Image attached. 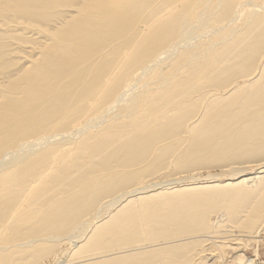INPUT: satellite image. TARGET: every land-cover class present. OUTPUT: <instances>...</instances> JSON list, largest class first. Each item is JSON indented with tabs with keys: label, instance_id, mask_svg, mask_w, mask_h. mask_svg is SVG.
Returning <instances> with one entry per match:
<instances>
[{
	"label": "bare ground",
	"instance_id": "bare-ground-1",
	"mask_svg": "<svg viewBox=\"0 0 264 264\" xmlns=\"http://www.w3.org/2000/svg\"><path fill=\"white\" fill-rule=\"evenodd\" d=\"M232 228L264 230V0H0V264H214Z\"/></svg>",
	"mask_w": 264,
	"mask_h": 264
},
{
	"label": "rangeland",
	"instance_id": "rangeland-1",
	"mask_svg": "<svg viewBox=\"0 0 264 264\" xmlns=\"http://www.w3.org/2000/svg\"><path fill=\"white\" fill-rule=\"evenodd\" d=\"M212 32H213L212 30L211 31L209 30L206 33H204L205 35L204 34L199 35L198 36L199 38L195 36L197 39L194 37L188 43V46H192L198 43L199 41L209 38ZM201 36H203L202 40L200 38ZM204 36L206 37L204 38ZM135 89H137L138 91L140 90L139 88H136V87ZM137 90L135 91L133 90L131 92H133V94H136L138 92ZM256 167L258 166L257 164L255 165V163L248 164L247 171L254 169ZM235 169L236 168L230 169V167H226L225 169L224 166H220V165H215V166H211L208 168H200L196 170V173H194L195 171H193V172L186 173V175L184 173L180 174L178 176L179 180H176L177 182L174 181L173 183L169 181L167 182V184L170 182L171 183L169 185H165V187L183 186L185 184H189L193 182L194 178H195L194 181L200 182V184L206 183V181L210 179L212 180L219 179L220 181L222 180L226 181L229 178H234L235 176L237 177V175H235L237 174L236 173L237 171L234 172ZM229 174L232 177L229 176ZM243 233L244 232H240L239 230H235L234 228H232V230L230 229L229 232L226 234L215 235V236H221V237H225V236L228 237L229 235L230 236L229 238L227 237H225L224 239L222 238L214 239L213 238V240L205 239L206 241L203 240L199 242L200 245H198V243L194 244L192 249L193 250L195 249V251L197 250L200 252L204 250V252L202 253L204 254V256H213L212 261L215 262L214 264H257L258 262H264V230L261 233L262 238H260V240L259 238L252 237V235L250 234H246V233L243 234ZM236 236H239V237L238 239L235 240ZM233 238L234 240H232ZM60 247H57L55 252L51 253L47 258H45V260L42 261V264H56L59 262L60 259L66 257L68 252L72 251L71 245L69 243H61Z\"/></svg>",
	"mask_w": 264,
	"mask_h": 264
}]
</instances>
